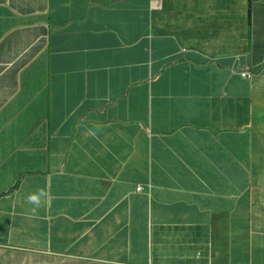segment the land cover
<instances>
[{"label":"crops","instance_id":"obj_1","mask_svg":"<svg viewBox=\"0 0 264 264\" xmlns=\"http://www.w3.org/2000/svg\"><path fill=\"white\" fill-rule=\"evenodd\" d=\"M0 264H264V0H0Z\"/></svg>","mask_w":264,"mask_h":264},{"label":"clouds","instance_id":"obj_2","mask_svg":"<svg viewBox=\"0 0 264 264\" xmlns=\"http://www.w3.org/2000/svg\"><path fill=\"white\" fill-rule=\"evenodd\" d=\"M247 20H248V25H250L251 24V21L249 22V9H248V12H247ZM240 75L242 77L250 78L251 77V72L248 71V70H242L240 72Z\"/></svg>","mask_w":264,"mask_h":264},{"label":"trees","instance_id":"obj_3","mask_svg":"<svg viewBox=\"0 0 264 264\" xmlns=\"http://www.w3.org/2000/svg\"><path fill=\"white\" fill-rule=\"evenodd\" d=\"M250 1V0H249ZM251 21V4L249 3V22Z\"/></svg>","mask_w":264,"mask_h":264}]
</instances>
